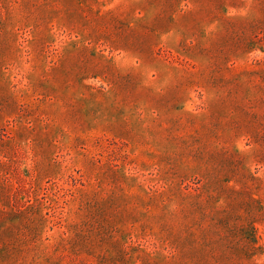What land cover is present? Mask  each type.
<instances>
[{"label": "rangeland", "instance_id": "374dc122", "mask_svg": "<svg viewBox=\"0 0 264 264\" xmlns=\"http://www.w3.org/2000/svg\"><path fill=\"white\" fill-rule=\"evenodd\" d=\"M0 264H264V0H0Z\"/></svg>", "mask_w": 264, "mask_h": 264}]
</instances>
